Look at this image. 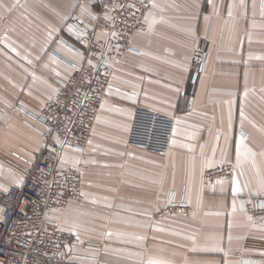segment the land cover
Returning <instances> with one entry per match:
<instances>
[{
  "label": "crops",
  "instance_id": "1",
  "mask_svg": "<svg viewBox=\"0 0 264 264\" xmlns=\"http://www.w3.org/2000/svg\"><path fill=\"white\" fill-rule=\"evenodd\" d=\"M20 1L0 0L1 190L25 178L7 156L41 149L32 115L74 72L60 55L82 60L56 37L78 40L68 22L95 10L91 0ZM132 48L112 63L123 89L109 91L87 148L61 154L60 167L83 176L81 199L52 214L74 233L69 249L84 264H264V220L239 201L264 193V0H154ZM140 106L174 119L166 153L129 143ZM224 163L233 180L208 183L206 170ZM172 195L189 214L166 212Z\"/></svg>",
  "mask_w": 264,
  "mask_h": 264
},
{
  "label": "built area",
  "instance_id": "2",
  "mask_svg": "<svg viewBox=\"0 0 264 264\" xmlns=\"http://www.w3.org/2000/svg\"><path fill=\"white\" fill-rule=\"evenodd\" d=\"M91 1L95 10L87 12L90 22L71 23L80 38L60 35L58 39L79 53L82 60L60 55L74 73L68 79H59L58 95L39 114H34L43 126L45 144L30 156L18 155L25 170L23 183L0 189V264H84L80 259L85 256L69 249L74 233L52 216L82 197L81 169L60 167L61 154L64 148L85 149L108 90L123 89L112 82V63L133 49L132 39L146 29V16L153 9V0ZM191 65L195 74L201 72V55H194ZM164 117L137 107L129 143L164 154L174 129L173 120ZM223 168L230 167L219 169ZM209 175L212 183L226 179L222 176L225 173ZM243 206L252 216L264 220V194L245 200ZM189 209L184 201L170 203L172 212L188 213ZM85 245L100 248L92 242Z\"/></svg>",
  "mask_w": 264,
  "mask_h": 264
},
{
  "label": "rangeland",
  "instance_id": "3",
  "mask_svg": "<svg viewBox=\"0 0 264 264\" xmlns=\"http://www.w3.org/2000/svg\"><path fill=\"white\" fill-rule=\"evenodd\" d=\"M154 1V0H153ZM8 2H12V0H4V3L6 4V3H8ZM18 2H21L20 0H18ZM151 12V11H150ZM149 12V13H150ZM148 13V14H149ZM148 14H147V16H148ZM147 16H146V19H147ZM74 21L73 20H71L70 22H68V24H69V26H70V24L71 23H73ZM71 29H72V27H71ZM78 35V34H77ZM59 37H60V35L58 36V37H56L57 38V41H59L58 39H59ZM78 37H79V35H78ZM80 38V37H79ZM133 40V39H132ZM60 42V41H59ZM53 49V48H52ZM57 52V51H56ZM194 55H201V57H202V59L204 60V58H203V56H202V54L201 53H199V52H196V53H194L193 55H192V57L194 56ZM191 60H192V58H191ZM192 66V65H191ZM192 72H193V75L195 76V77H197L198 78V75H200V73L201 72H199L198 74H195V72H194V70L192 69ZM74 73V72H73ZM72 73V74H73ZM71 74V75H72ZM70 75V76H71ZM69 76V77H70ZM69 77H67L66 79H68ZM42 82H43V77H38ZM112 82L114 83V84H116V85H118L114 80H113V73H112ZM60 89H61V85H60V88H59V91H60ZM111 89H117V88H111ZM111 89H109L108 90V92L107 93H109V91L111 90ZM59 91H58V93H59ZM58 93L56 94V96L58 95ZM55 96V97H56ZM107 96H108V94H107ZM107 96L105 97V99L107 98ZM54 97V98H55ZM53 98V99H54ZM52 99V100H53ZM105 99H104V101H105ZM51 100V101H52ZM49 104V103H48ZM47 104V105H48ZM103 105V104H102ZM44 107H46V105L44 106ZM44 107H42V108H40V110L38 111V112H36V113H34V114H39V112L44 108ZM102 107V106H101ZM138 108H140V109H143V110H148V111H155V112H159V114H161L162 116H165L164 118H166V119H169V120H173V122H174V119L171 117V116H169V115H167V114H164V113H162V112H160V111H157V110H153V109H148V108H145V107H138ZM101 109V108H100ZM100 112V111H99ZM32 117L35 119L34 121H35V124H36V128L38 129V132H40L41 133V136H42V138H43V141H42V146H41V149H42V147H43V145L45 144V136H44V134H43V132H42V130H43V126H42V124H41V122L37 119V117H35V115H32ZM34 124V125H35ZM95 124H96V122H95ZM95 127V126H94ZM93 131H94V129H93ZM93 131H92V133H91V136H90V139H91V137H92V134H93ZM173 135V134H172ZM129 136H130V131H129ZM172 137L173 136H171V141H172ZM90 139H89V141H90ZM89 143V142H88ZM87 143V144H88ZM132 145V144H131ZM170 147V146H169ZM87 148V145H86V147H85V149ZM40 149V150H41ZM84 149V150H85ZM143 149V148H142ZM169 149V148H168ZM40 150H38V151H40ZM84 150H81V151H84ZM145 151H147V150H145ZM168 151V150H167ZM166 151V152H167ZM147 152H149V151H147ZM165 152V153H166ZM152 153H155V152H152ZM158 154V153H157ZM22 156V157H27V156H29V154H27V153H21V152H19V150L18 151H12V153H11V155L10 156H7V157H9V158H12L13 160H14V164L15 163H19V164H21V163H23V161L21 160V158L19 157V156ZM223 166H226V167H230V168H223V169H219L220 167H223ZM78 168H80L81 169V167H78ZM215 168H218V169H215ZM235 169V167L233 166V164L232 163H224V164H220V165H218V166H215V167H211V168H209V169H207L206 170V172H205V178H206V181L208 182V183H212V179H208L207 177H208V173H210V175H209V177H215V176H217V175H221V173H225L226 174V176H224V175H222L223 177H226V179H224V181H219V182H231L232 180H233V178H229L230 177V175H231V173L233 172V170ZM218 177H220V176H218ZM82 183H83V176H82ZM263 194L264 193H261L260 195H257V196H254V197H246V196H241L240 198H239V201H240V206H241V209L243 210V211H245L246 213H248V214H250L249 213V211L245 208L244 209V206H243V202L246 200V201H250V200H253V199H256V198H259V197H261V196H263ZM172 200H177V201H184V202H187L188 203V205L190 206V204H189V202L187 201V200H184V199H176L175 197H173V195L172 196H170V200H169V203H168V206H167V208L165 209L166 210V212L167 213H172V214H180V215H186V214H189L190 213V209H189V212L188 213H182V212H172V211H170V203H171V201ZM251 215V214H250ZM254 217V216H253ZM255 218H257V217H255ZM263 220V219H262ZM100 250H98V252H99ZM94 256H96L97 257V255H94ZM90 258H95V257H92V256H90Z\"/></svg>",
  "mask_w": 264,
  "mask_h": 264
},
{
  "label": "snow or ice",
  "instance_id": "4",
  "mask_svg": "<svg viewBox=\"0 0 264 264\" xmlns=\"http://www.w3.org/2000/svg\"><path fill=\"white\" fill-rule=\"evenodd\" d=\"M0 6H2V5H0ZM241 115H243V113H241ZM57 142H59V141H57ZM242 143H243V133H241V145H242ZM241 145H237V159L238 160H239V156H240V148H241ZM233 191L234 192L235 191H239V189L238 188H234ZM148 264H158V262L157 261H154V260H149L148 261Z\"/></svg>",
  "mask_w": 264,
  "mask_h": 264
},
{
  "label": "bare ground",
  "instance_id": "5",
  "mask_svg": "<svg viewBox=\"0 0 264 264\" xmlns=\"http://www.w3.org/2000/svg\"><path fill=\"white\" fill-rule=\"evenodd\" d=\"M132 121H133V118H132ZM132 121H131V124H132ZM131 128V127H130ZM233 164V163H232ZM233 166L235 167V165L233 164ZM234 173H235V169L233 170V172L231 173V175H230V178H232L233 177V175H234ZM216 182V181H215ZM215 182H213V183H215Z\"/></svg>",
  "mask_w": 264,
  "mask_h": 264
}]
</instances>
